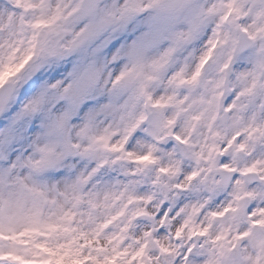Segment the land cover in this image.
Segmentation results:
<instances>
[{"label":"snow or ice","instance_id":"obj_1","mask_svg":"<svg viewBox=\"0 0 264 264\" xmlns=\"http://www.w3.org/2000/svg\"><path fill=\"white\" fill-rule=\"evenodd\" d=\"M0 264H264V0H0Z\"/></svg>","mask_w":264,"mask_h":264}]
</instances>
